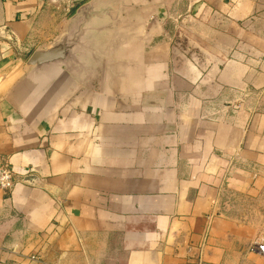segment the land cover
<instances>
[{
    "label": "crops",
    "instance_id": "1",
    "mask_svg": "<svg viewBox=\"0 0 264 264\" xmlns=\"http://www.w3.org/2000/svg\"><path fill=\"white\" fill-rule=\"evenodd\" d=\"M89 3L90 73L30 80ZM262 20L264 0H0V158L18 177L0 264H264V113L245 107L264 36L244 31Z\"/></svg>",
    "mask_w": 264,
    "mask_h": 264
},
{
    "label": "water",
    "instance_id": "2",
    "mask_svg": "<svg viewBox=\"0 0 264 264\" xmlns=\"http://www.w3.org/2000/svg\"><path fill=\"white\" fill-rule=\"evenodd\" d=\"M104 14L93 3L82 6L73 17L67 32L54 44L38 49L28 58V78L36 81L44 77L57 81L63 77L82 78L91 71L98 57V25Z\"/></svg>",
    "mask_w": 264,
    "mask_h": 264
},
{
    "label": "rangeland",
    "instance_id": "3",
    "mask_svg": "<svg viewBox=\"0 0 264 264\" xmlns=\"http://www.w3.org/2000/svg\"><path fill=\"white\" fill-rule=\"evenodd\" d=\"M252 29V30H251ZM244 31L249 32V31H255L257 33H259L260 35L264 36V20H262L260 23L258 24H251L249 26H246L244 28ZM247 43V42H246ZM256 49L258 52V56L259 59L263 58V62H264V41H256ZM28 60V58H27ZM263 62H260V60H258V65H264ZM25 63V62H24ZM254 99H252L250 101V103L245 104V107L251 110H255L256 112H262L264 113V91H260L257 92V94L253 97ZM231 178V176H230ZM239 196L235 197V200L238 199ZM260 205L264 206V198L263 200L260 202ZM235 206L237 207H241V208H247L248 207V202L243 201L242 199H239L237 201V203L235 202ZM243 210V209H242ZM253 220H256L257 222L260 221H264V217L263 216H258V217H253ZM259 243H263V242H259Z\"/></svg>",
    "mask_w": 264,
    "mask_h": 264
},
{
    "label": "built area",
    "instance_id": "4",
    "mask_svg": "<svg viewBox=\"0 0 264 264\" xmlns=\"http://www.w3.org/2000/svg\"><path fill=\"white\" fill-rule=\"evenodd\" d=\"M18 181L16 172L9 161L0 158V192L11 193ZM251 251H257L264 258V243H257L251 247Z\"/></svg>",
    "mask_w": 264,
    "mask_h": 264
}]
</instances>
